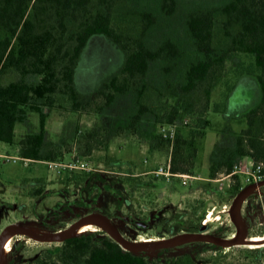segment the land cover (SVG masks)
<instances>
[{
    "label": "rangeland",
    "instance_id": "rangeland-1",
    "mask_svg": "<svg viewBox=\"0 0 264 264\" xmlns=\"http://www.w3.org/2000/svg\"><path fill=\"white\" fill-rule=\"evenodd\" d=\"M130 1L159 16L147 35L150 47H157L169 37L190 48L185 34L188 12L227 0H177L176 11L170 16L159 13V0ZM97 35L87 43L75 71L76 85L82 92L95 91L111 72L119 69L123 60L118 46L106 36ZM252 60L251 55L243 52L232 53L225 60L224 77L211 96L217 111L205 113L213 127H207L202 137L191 133L200 128L194 129V118L183 111L178 112L173 122L172 138L162 133L169 122L155 121L151 113L144 114L135 130L129 129L126 122L136 111L133 95L129 93L118 95L98 114L43 108L47 114L43 122V152L54 149L56 155L25 159L18 141L25 134L39 132L41 119L37 110L24 106L25 118L16 122L13 142L0 141V231L10 223L52 231L84 214L97 212L105 215L126 239L151 241L180 231L197 230L211 207L219 210L226 205L229 209L246 184L247 174L241 169L253 160L246 155L234 162L233 168L239 170L235 180L226 170L211 178L208 167L216 144H234L236 134L247 126L245 113L260 98L257 83L247 71ZM162 75L159 62L152 63L149 80L158 84ZM203 93L202 88L198 89L199 110L204 106ZM167 98L170 103L180 105L179 98ZM155 109L168 110L158 106ZM177 135L194 138V157L188 155L189 146H183L177 154L180 165L192 167L186 173L157 174L160 165L171 163ZM258 162L264 167V161ZM92 172L101 174V179L94 178ZM241 211L244 239L238 244L183 242L161 247L165 248L161 252L160 248L142 251L161 263L189 253L193 264H264V186L243 200ZM205 226V233L229 238L236 234L229 210ZM90 231L111 237L105 228L87 232ZM58 242L16 234L4 264H27L41 250Z\"/></svg>",
    "mask_w": 264,
    "mask_h": 264
},
{
    "label": "trees",
    "instance_id": "trees-1",
    "mask_svg": "<svg viewBox=\"0 0 264 264\" xmlns=\"http://www.w3.org/2000/svg\"><path fill=\"white\" fill-rule=\"evenodd\" d=\"M176 8L177 0L158 1L163 15H172ZM158 20L157 13L130 0H0V141L13 142L15 124L25 118L24 106H30L40 113L41 130L18 141L20 154L53 158L54 149L43 152L47 116L43 108L98 114L118 95L129 93L136 106L126 122L129 129L135 130L145 113L153 114L155 121L173 123L183 111L194 118V129L200 128L191 133L202 137L207 127H213L205 113L217 111L211 96L224 77L225 60L243 52L252 56L247 71L257 83L260 98L245 113L247 126L236 134L234 144H216L209 176L230 172L242 156L264 161V0H227L189 11L185 34L190 48L169 37L150 47L147 35ZM96 34L118 46L123 60L95 91L82 92L75 71L90 37ZM154 62H159L163 74L158 84L148 78ZM201 88L205 99L199 110ZM168 96L179 98L180 105L167 101ZM156 106L168 110L159 111ZM183 146H189L190 157L195 155L194 138L177 135L172 172L186 173L192 167L180 165L177 154ZM92 173L101 179V174ZM165 261L154 262L146 251H130L112 237L85 231L41 250L27 264H193L189 253Z\"/></svg>",
    "mask_w": 264,
    "mask_h": 264
},
{
    "label": "water",
    "instance_id": "water-1",
    "mask_svg": "<svg viewBox=\"0 0 264 264\" xmlns=\"http://www.w3.org/2000/svg\"><path fill=\"white\" fill-rule=\"evenodd\" d=\"M261 183L264 184V181ZM251 185L252 184H248L246 186H243L237 192V194L235 195V197L233 198V200L231 202L229 212H230V217H231L232 221L236 225V234L233 238H230V239H226V238H223L221 236H217V235L210 234V233H205L204 232V229L206 227L205 224H200V226L198 227V230H195V231H190V230L188 231L187 230V231L177 232V233L173 234L172 236L164 238L163 240L159 241L157 244H154V245L133 246L132 244H128L126 242L125 238H123L122 236L117 234V232H115V230L113 229V227L111 225V222L109 221V219L105 215L97 213V212H89L87 214L80 216L79 218H77L76 220L71 222L68 226L63 227L62 230L54 236H45L44 234H37V233L31 231L29 229L28 225H24L21 223L7 224L0 231V264L5 263V256L6 255H5V252L3 249V240H4L6 233L10 229H16V230H18V232L20 234L28 235L29 237L36 239V240H39V241H62L69 236L75 235V234H71L72 230L79 223H81L83 220H85L86 218H89V217H96V218L100 219L101 221H103V226L108 231L109 235L114 240H116L124 249L130 250V251H136L137 252V251H142V250L161 248V247L166 246V243L172 241L173 239H175L176 237H179V236H190L193 238H197L198 241L211 242V243L218 244L221 246H232L234 244H238V243L242 242L244 239V229H243L242 225L239 222H237V220L235 219L234 212H235V208H236L238 201L243 196V194L246 192V190L249 189V187H251Z\"/></svg>",
    "mask_w": 264,
    "mask_h": 264
},
{
    "label": "bare ground",
    "instance_id": "bare-ground-1",
    "mask_svg": "<svg viewBox=\"0 0 264 264\" xmlns=\"http://www.w3.org/2000/svg\"><path fill=\"white\" fill-rule=\"evenodd\" d=\"M258 186L257 185H252L251 187H249V189L246 190V192L243 194V196L240 198V200L238 201L236 208H235V212H234V216L235 219L237 220V222H239L241 225L243 224V217H242V203L243 200L245 198H247L252 192H254L255 190H258ZM228 211L227 207H223L219 210L216 209V207H211L208 210V214L207 216L204 218L203 222L205 224L209 223V221L211 220H218L221 216V213ZM113 229L115 230V232H117V234H119L120 236H122L123 238H125L122 233L115 227V225L113 223H111ZM29 229L37 234H44L45 236H54L56 234H58L62 229H58V230H46V229H41L37 226H30L28 225ZM96 228H104L103 226V221H101L100 219L96 218V217H89L86 218L85 220H83L81 223H79L71 232V234H79L88 230H93ZM16 234H20L18 232V230L16 229H10L3 240V249L5 252V255L9 252V247H10V242L11 239L16 235ZM235 236V234L230 237L233 238ZM166 238V237H165ZM226 239H230L229 237H223ZM164 238L161 239H157V240H151V241H130L128 239L125 238L126 242L128 244H132L133 246H147V245H154L157 244L159 241L163 240ZM192 241H198L197 238H193L190 236H179L176 237L175 239H173L172 241L166 243V246H174V245H178L180 243L183 242H192Z\"/></svg>",
    "mask_w": 264,
    "mask_h": 264
},
{
    "label": "built area",
    "instance_id": "built-area-1",
    "mask_svg": "<svg viewBox=\"0 0 264 264\" xmlns=\"http://www.w3.org/2000/svg\"><path fill=\"white\" fill-rule=\"evenodd\" d=\"M162 129H164L163 130V135L164 136H168V137H174V135H175V129H174V124L173 123H169V127L167 128V129H165V126L162 128ZM166 131V132H165ZM22 158H25V159H27V157H22ZM235 167H237V164H235ZM245 174H247L246 175V184L244 185V186H246V185H248V184H252V185H257L259 188L260 187H263L264 186V184H262L261 182H263L264 181V167L262 166V164L261 163H259V162H253V161H251V163H250V165H247V166H245L244 168H242L241 169ZM239 170L237 169V168H233L232 167V170L230 171V172H228L227 174L228 175H230L231 176V178H232V176L233 175H235L237 172H238ZM156 173L157 174H162V173H164V174H171V173H173L172 171H171V163H170V161H169V163L167 164V165H160L157 169H156ZM237 175V174H236ZM233 179V178H232ZM251 185V186H252ZM258 188V189H259ZM257 190H255L254 192H252L251 194H253V193H255ZM250 194V195H251ZM231 206V205H230ZM216 207V206H215ZM225 207H227L226 205H225ZM220 209V208H219ZM230 209V208H229ZM228 209V210H229ZM207 214H208V212H207ZM207 214H206V216H207ZM205 216V217H206ZM221 217V216H220ZM204 220V219H203ZM204 223V222H203ZM205 224V223H204Z\"/></svg>",
    "mask_w": 264,
    "mask_h": 264
},
{
    "label": "crops",
    "instance_id": "crops-1",
    "mask_svg": "<svg viewBox=\"0 0 264 264\" xmlns=\"http://www.w3.org/2000/svg\"><path fill=\"white\" fill-rule=\"evenodd\" d=\"M94 36H98V35L96 34V35L91 36L89 40L91 41V39H92ZM82 55H83V54H82ZM76 69H77V68H76ZM75 76H76V73H75Z\"/></svg>",
    "mask_w": 264,
    "mask_h": 264
},
{
    "label": "flooded vegetation",
    "instance_id": "flooded-vegetation-1",
    "mask_svg": "<svg viewBox=\"0 0 264 264\" xmlns=\"http://www.w3.org/2000/svg\"><path fill=\"white\" fill-rule=\"evenodd\" d=\"M242 217H243V214H242ZM79 218V217H78ZM76 220V219H75ZM68 226V225H67ZM198 230V229H197ZM218 236V235H217Z\"/></svg>",
    "mask_w": 264,
    "mask_h": 264
}]
</instances>
